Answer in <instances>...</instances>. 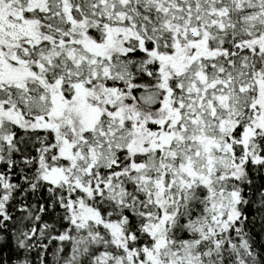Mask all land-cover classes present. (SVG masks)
I'll use <instances>...</instances> for the list:
<instances>
[{
	"label": "snow or ice",
	"instance_id": "obj_1",
	"mask_svg": "<svg viewBox=\"0 0 264 264\" xmlns=\"http://www.w3.org/2000/svg\"><path fill=\"white\" fill-rule=\"evenodd\" d=\"M0 264H264V0H0Z\"/></svg>",
	"mask_w": 264,
	"mask_h": 264
},
{
	"label": "trees",
	"instance_id": "obj_2",
	"mask_svg": "<svg viewBox=\"0 0 264 264\" xmlns=\"http://www.w3.org/2000/svg\"><path fill=\"white\" fill-rule=\"evenodd\" d=\"M259 238V237H258Z\"/></svg>",
	"mask_w": 264,
	"mask_h": 264
}]
</instances>
